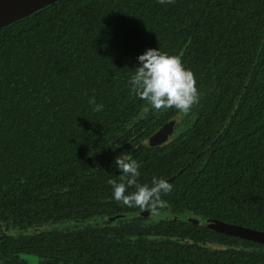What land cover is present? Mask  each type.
Segmentation results:
<instances>
[{"label":"trees","instance_id":"obj_1","mask_svg":"<svg viewBox=\"0 0 264 264\" xmlns=\"http://www.w3.org/2000/svg\"><path fill=\"white\" fill-rule=\"evenodd\" d=\"M148 48L178 56L199 92L158 145L186 113L130 94ZM122 153L138 183L172 178L158 212L264 230V0H56L0 28L2 264H264L263 242L112 199Z\"/></svg>","mask_w":264,"mask_h":264},{"label":"clouds","instance_id":"obj_2","mask_svg":"<svg viewBox=\"0 0 264 264\" xmlns=\"http://www.w3.org/2000/svg\"><path fill=\"white\" fill-rule=\"evenodd\" d=\"M160 3L171 0H159ZM138 66L134 68L127 81L131 95L146 102L152 110L175 108L187 113L199 99V92L193 72L185 67L176 55L162 52L159 48H148L137 56ZM92 111L100 112L104 105L96 102L95 96L89 98ZM148 107L145 110H148ZM119 144L113 146L119 148ZM116 168L120 171L118 180L110 179L112 199L129 208L146 209L150 215H158V209L165 206L161 193L171 191V184L162 177L153 176L151 184L138 183L140 165L130 154L114 158ZM135 186V191L127 188Z\"/></svg>","mask_w":264,"mask_h":264},{"label":"water","instance_id":"obj_3","mask_svg":"<svg viewBox=\"0 0 264 264\" xmlns=\"http://www.w3.org/2000/svg\"><path fill=\"white\" fill-rule=\"evenodd\" d=\"M56 0H0V28L9 25L10 23L20 20L33 12L53 3ZM234 111L231 112L227 121L229 122ZM173 131V120L168 121L165 125L155 130L150 135V141L153 144H161L169 139V135ZM220 133L213 140L215 142L220 137ZM167 179L168 180H171ZM158 215H153L156 218H165L172 220H182L190 223L204 225L206 227L216 229L222 233L232 234L238 237L251 239L264 243V230L256 229L250 226L231 223L222 219L211 216L199 215L198 213L189 212H158Z\"/></svg>","mask_w":264,"mask_h":264},{"label":"flooded vegetation","instance_id":"obj_4","mask_svg":"<svg viewBox=\"0 0 264 264\" xmlns=\"http://www.w3.org/2000/svg\"><path fill=\"white\" fill-rule=\"evenodd\" d=\"M170 120H173V131H172V133L169 135L170 137H169V139L173 136V134L175 133V131H176V125H178L180 122H181V117L178 119L177 117H173V118H171V119H169L168 121H170ZM167 121V122H168ZM166 122V123H167ZM166 123H164L163 125H165ZM162 125V126H163ZM160 128V127H159ZM43 228H45V226H41L40 228H39V230H41V229H43ZM208 242V241H207ZM210 245L213 247V248H219V247H222L223 245L221 244V243H219V242H211L210 243ZM25 254H27V253H25ZM25 254H23V255H25ZM33 254V253H32ZM36 255V254H35ZM38 256V255H37ZM26 262V260L24 259V257H21V259L19 258L18 259V261H17V263H15V264H21V263H25ZM38 262H39V264H41L40 263V259H39V257H38ZM0 264H2L1 262H0Z\"/></svg>","mask_w":264,"mask_h":264},{"label":"rangeland","instance_id":"obj_5","mask_svg":"<svg viewBox=\"0 0 264 264\" xmlns=\"http://www.w3.org/2000/svg\"><path fill=\"white\" fill-rule=\"evenodd\" d=\"M152 113H153V112H152ZM152 113H151V114H152ZM151 114L149 113V116H150ZM191 117H192L191 114L186 113V114L182 117L181 122L179 123L180 126H183V124L186 125V124L190 121ZM138 123H139V122H138ZM139 124H141V122H140ZM146 142H148V141L146 140ZM23 257H24V259L26 260V262H25V263H21V264H39V262H38V256L35 255V254L27 253V254L23 255Z\"/></svg>","mask_w":264,"mask_h":264}]
</instances>
